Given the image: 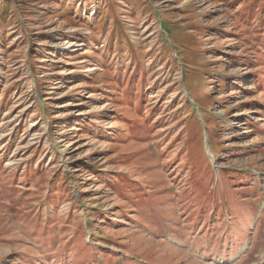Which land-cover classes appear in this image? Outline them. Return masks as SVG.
Returning <instances> with one entry per match:
<instances>
[{"label": "rangeland", "instance_id": "rangeland-1", "mask_svg": "<svg viewBox=\"0 0 264 264\" xmlns=\"http://www.w3.org/2000/svg\"><path fill=\"white\" fill-rule=\"evenodd\" d=\"M0 264H264V0H0Z\"/></svg>", "mask_w": 264, "mask_h": 264}, {"label": "trees", "instance_id": "trees-1", "mask_svg": "<svg viewBox=\"0 0 264 264\" xmlns=\"http://www.w3.org/2000/svg\"><path fill=\"white\" fill-rule=\"evenodd\" d=\"M166 28H167V30H168V27H166ZM167 30H166V32H168Z\"/></svg>", "mask_w": 264, "mask_h": 264}]
</instances>
